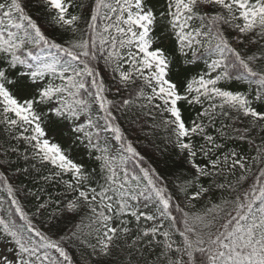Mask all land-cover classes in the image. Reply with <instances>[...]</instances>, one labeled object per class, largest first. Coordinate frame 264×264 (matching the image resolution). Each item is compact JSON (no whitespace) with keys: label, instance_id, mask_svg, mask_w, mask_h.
<instances>
[{"label":"snow or ice","instance_id":"1","mask_svg":"<svg viewBox=\"0 0 264 264\" xmlns=\"http://www.w3.org/2000/svg\"><path fill=\"white\" fill-rule=\"evenodd\" d=\"M0 264H264V0H0Z\"/></svg>","mask_w":264,"mask_h":264},{"label":"trees","instance_id":"2","mask_svg":"<svg viewBox=\"0 0 264 264\" xmlns=\"http://www.w3.org/2000/svg\"><path fill=\"white\" fill-rule=\"evenodd\" d=\"M228 87H232V88H237V87H240V85H238L237 83L233 82L231 83L230 85H228ZM79 158V157H78Z\"/></svg>","mask_w":264,"mask_h":264}]
</instances>
